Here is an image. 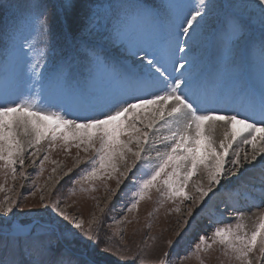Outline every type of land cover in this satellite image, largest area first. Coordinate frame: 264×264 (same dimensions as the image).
<instances>
[{"label":"snow or ice","instance_id":"snow-or-ice-1","mask_svg":"<svg viewBox=\"0 0 264 264\" xmlns=\"http://www.w3.org/2000/svg\"><path fill=\"white\" fill-rule=\"evenodd\" d=\"M254 6L264 30V0H255ZM9 7L14 19L0 36V172L15 179L17 164L23 169L25 154L39 155L42 143L65 151L75 147L94 154L85 161L90 168L80 177L87 183L113 178L118 164L125 163V171L119 172L120 189L146 160V153L162 144L156 163L134 181L135 191L125 206L128 212L152 190L173 202L192 201L186 188L201 173L207 185L197 183L195 203L188 207L175 238L166 241L158 264H169L198 214H222L235 197L258 193L264 198V170L246 175L240 147L251 149L243 153L244 161L264 155V32L258 45L246 43L249 25L239 13L225 12L212 22L216 6L207 0L98 4L87 17L88 25L106 31L113 46L139 57V62L129 69L93 49L88 63L73 70L67 62L50 68L56 17L47 0H15ZM204 31H209L220 53L227 83L224 73H206L199 67L194 45ZM162 129L167 134L156 137ZM217 129L223 135L218 145ZM218 195L223 208H209ZM17 206L18 201L7 196L0 201V264H98L96 256L126 264L120 249L114 251L102 238L101 233L107 235V217L94 215L86 221L70 216L57 201L45 205L49 220L21 221L13 216ZM77 241L93 252L86 256L74 246ZM216 244L239 264H264V214L251 232L243 225L215 227L210 235L196 231L195 243L179 258ZM132 260L135 264L139 256Z\"/></svg>","mask_w":264,"mask_h":264},{"label":"rangeland","instance_id":"rangeland-1","mask_svg":"<svg viewBox=\"0 0 264 264\" xmlns=\"http://www.w3.org/2000/svg\"><path fill=\"white\" fill-rule=\"evenodd\" d=\"M14 2L15 0H0V36L8 31L13 22L14 10L9 5ZM47 2L50 5V13L56 17L54 41L66 39L63 44L57 43L55 50L49 53L50 68L67 62L73 70H79L88 63L93 49L98 50L102 55L119 65L127 66L129 64L127 66L129 69L135 66L134 62L138 61L137 57L128 55L120 46H113L107 39L106 31L88 25L87 17L90 11L98 4H107L113 0H47ZM142 2L155 5L160 0H142ZM207 2L216 6L209 18L212 22H215L217 15L225 12L239 13L245 23L249 25L246 43L250 41L258 45L264 30L261 29L257 20L259 9L254 6L255 0H207ZM66 3L72 7L68 9L61 7ZM5 4L7 5L3 6ZM78 23H85V25L79 32H71L72 25L76 26ZM194 47L195 55H199L201 70L206 73L225 72L220 53L213 45L209 31H204L198 37ZM179 55L177 53V56ZM256 56H258V50ZM124 59L126 60L123 61ZM235 70L233 69V71ZM225 82L227 83V79ZM216 133L218 135L215 138L223 139L222 130L217 129ZM164 134H167L166 129H162L160 133L156 134V137ZM156 137L153 139L155 140ZM242 146L244 145H240V147ZM39 147L42 149L39 155L25 154L23 169L17 164L15 179H12L11 175L0 172V185L4 186V190L0 191V201H4L6 196L9 201H18V206L13 213L15 219L26 221L41 218L47 221L50 216L45 210V205L58 201L59 207L67 211L70 216L74 215L86 221L94 215L107 217L105 220L107 235L101 233L102 238L110 241L114 251L120 249V254L125 258L126 264H134L132 257L137 255L139 260L135 264H158V260L163 259L161 254L166 250V241L175 238V233L180 229L188 207L195 203V198L188 202L180 200L173 202L152 190L144 200L140 201L136 210L128 212L125 207L132 199V192L135 191L134 181H139L145 175V171L156 163V152L164 150L162 144H155L153 150L146 153V160L138 168L133 169L129 178L121 184L120 189H117L120 180L119 172L125 171V163L118 164L119 171L113 175V178L87 183L80 177L84 171L90 168V165H86L85 161L94 155L91 151L85 153L75 147H70L69 151H65L62 146L50 149L44 143ZM28 151L30 153L33 150L29 149ZM45 155L48 156V159H44ZM241 159L243 160L242 154ZM41 160H43L42 165L39 163ZM78 160L80 163H77ZM131 162L132 158H128L127 163ZM243 163L247 165L249 162L244 161ZM70 168L72 169L71 173H69ZM66 173L67 175H65ZM206 181V175L201 173L193 177L186 191L190 196H193L190 192L193 194L197 192V183L203 184ZM113 190H116V194L113 193ZM109 197L112 199L110 200ZM242 205L239 203L237 204L239 210L224 211L222 215L217 212L221 215L220 219L223 222L209 224L213 228L206 229V232L210 235L215 227L235 229L237 225H243L244 231L247 232L254 230L259 222V216L264 214V206L260 209L254 206L252 209L250 208L252 210L250 213L246 211V206L244 208L245 204ZM177 207L180 211H176ZM138 209H141L140 212H136ZM233 212L236 213L234 217L231 215ZM199 215L198 218H200ZM204 224L206 222L201 223L205 228ZM195 230L194 225L184 232L169 264H173V262L174 264H239L234 258L226 256L219 244L214 245L208 251H193L181 261L179 257L195 243ZM204 233L201 231V234ZM74 246L84 252L86 256L93 252V249L82 241L74 242ZM95 258L100 264H114L115 261V257L96 256Z\"/></svg>","mask_w":264,"mask_h":264},{"label":"bare ground","instance_id":"bare-ground-1","mask_svg":"<svg viewBox=\"0 0 264 264\" xmlns=\"http://www.w3.org/2000/svg\"><path fill=\"white\" fill-rule=\"evenodd\" d=\"M196 50V49H195ZM195 54V53H194ZM200 54V53H199ZM199 56V55H198ZM197 56V57H198ZM199 59V58H198ZM126 59H124L123 61H125ZM214 60V59H213ZM122 61V62H123ZM139 61V60H138ZM137 61V62H138ZM200 61V60H199ZM219 62H221V61H219ZM129 63V62H128ZM135 63V62H134ZM214 63V62H213ZM218 63V62H217ZM136 64V63H135ZM134 64V65H135ZM211 64V62L209 63V65ZM222 65V64H221ZM127 66H129V64L127 65ZM224 66V65H223ZM133 68V67H132ZM221 70H222V68H221ZM221 73H224V78H226L227 79V81H228V75L224 72V71H222ZM226 79L224 80V81H226ZM226 83V82H225ZM219 132V131H218ZM218 134L216 133L215 134V136H217ZM216 139V142H217V145L219 144V141L221 140V139H218V138H215ZM241 149H242V151H241V154L243 155V153L244 152H249V153H251V149L248 147V146H246V145H244V146H242L241 147ZM241 161H242V163L244 162V160H242L241 159ZM245 162H249L247 165L246 164H244L245 165V169H244V171H245V174H247V175H253V176H257V175H259L260 174V172H261V170H264V155H262L261 157H258L257 158V161H251V159L249 158V161H245ZM231 170V169H230ZM203 184H204V186H206L207 185V181L206 182H203ZM191 193V195H193L192 197L193 198H195L197 195H198V193L197 192H195L194 194L192 193V192H190ZM257 195H259L258 193H256ZM233 200H235V201H233ZM233 202H232V204H231V207H230V209L229 210H231V209H234V210H239V208L237 207V204H245L244 205V208H245V206L247 207L246 209V211H249L250 213H251V209L254 207V206H256V207H258L259 209L260 208H262L263 206H264V204H261V202H252V200L250 199V197H248V195H245V196H241V198L240 197H235V198H233ZM250 202V206H248L249 203ZM247 204V205H246ZM210 205H219L220 207H223V202L222 201H218V200H215V197H213V199L211 200V201H209V205L208 206H210ZM242 205V206H243ZM234 207H237V208H234ZM139 208H140V205H139ZM251 208V209H250ZM141 210V209H140ZM140 210L138 209L136 212H140ZM233 211V210H232ZM263 212H264V210H263ZM211 214H209V215H211V216H213V217H220V214H218L217 212H210ZM253 213V212H252ZM216 215H218V216H216ZM198 218V217H197ZM215 220V219H214ZM208 223L209 222H206V224H204V225H208Z\"/></svg>","mask_w":264,"mask_h":264},{"label":"trees","instance_id":"trees-1","mask_svg":"<svg viewBox=\"0 0 264 264\" xmlns=\"http://www.w3.org/2000/svg\"><path fill=\"white\" fill-rule=\"evenodd\" d=\"M7 4H8V3H7ZM7 4H5V5H3V6H6ZM3 6H1V7H3ZM82 15H83V13H82ZM81 25H82V26H81ZM84 25H85V23H84V24H80V23H78L76 26H73V25H72V27H71L72 31H71V32H73V31L79 32V31L81 30V28L84 27ZM69 29H70V27H69ZM64 41H66V39H57L56 42H55V44H56V45H57V43H58V44H61V43H64ZM98 264H100V263H98Z\"/></svg>","mask_w":264,"mask_h":264}]
</instances>
